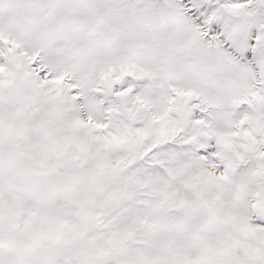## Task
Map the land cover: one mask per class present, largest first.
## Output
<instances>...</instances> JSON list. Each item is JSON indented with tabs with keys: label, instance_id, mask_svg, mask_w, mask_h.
<instances>
[{
	"label": "snow or ice",
	"instance_id": "snow-or-ice-1",
	"mask_svg": "<svg viewBox=\"0 0 264 264\" xmlns=\"http://www.w3.org/2000/svg\"><path fill=\"white\" fill-rule=\"evenodd\" d=\"M0 264H264V0H0Z\"/></svg>",
	"mask_w": 264,
	"mask_h": 264
}]
</instances>
